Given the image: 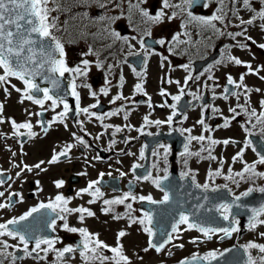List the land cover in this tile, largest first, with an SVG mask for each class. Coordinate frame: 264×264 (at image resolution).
I'll return each mask as SVG.
<instances>
[{
  "label": "flooded vegetation",
  "instance_id": "af4514ba",
  "mask_svg": "<svg viewBox=\"0 0 264 264\" xmlns=\"http://www.w3.org/2000/svg\"><path fill=\"white\" fill-rule=\"evenodd\" d=\"M63 11L53 12L54 16H59V24L61 31L57 32V35L64 42L66 60L68 65L76 66L82 59H88L91 61L90 71L87 77L76 78L77 91L80 94V108L89 107L96 104L97 107L90 108L89 111L96 113V116H102L103 120H98L96 116L89 118L87 114L79 112L77 109L76 99L71 95V89L69 87V81L73 79L69 74H65L64 78L60 81L66 82V94L67 103L74 110H71L64 120V123L59 122L52 123L51 127H48L52 122L53 117L58 112L63 111V105L61 104L55 110V116L51 114L50 101L45 103V110L37 107L32 113V106H25L24 104L19 106V113L22 116L29 118L34 115L35 127L32 130L36 133L35 137L29 138L26 133L27 130L21 129L20 132L24 135L15 136L10 119H14L17 123L24 122V118H21L17 114V110L6 111L4 109V123H0V143H7V146H0V170L3 171V176L0 177L6 182L3 186H0V191H5V197H0V203L7 202V196L9 192H19L23 196V202H16L12 207L8 209H0V223L7 221L8 219L19 217L27 212L31 207L38 205L40 202H48L49 199H54L57 194H63L66 198L70 199L68 207L76 208L80 206L88 207L95 212L94 217H86L83 223L78 220L79 214H72L68 217V222L71 226L77 228L86 227L92 233H98L99 239L104 241L110 246L116 245L117 233L124 230L128 233L125 237L121 238V242L124 246L125 254L130 258L131 264L142 263L143 245L148 247L149 236L142 237L143 226L139 224L129 225L128 212L129 210L125 205H113V212L104 214L102 208L106 207L103 204L105 199H113L121 197L125 192H131L133 195L148 196L151 195L156 201L163 198L164 193L167 192L164 187H167V183H163L160 187H157L152 180H144L142 177L151 173L153 179L159 177L163 180L165 176L164 169H167V176L170 182V186L177 191L186 192L189 190L187 186L182 184L183 181H188L192 184L203 185L208 183L209 189L216 187L217 185L227 184L228 194L234 198L241 193L247 191L249 188L264 187V178L254 177L252 179L240 180L239 177H234V180L239 181L237 184L233 180H225L224 176L228 175V169L231 168L232 172H240L243 170V162H233V157L244 148L246 139H250L251 136L255 137L256 144L253 145L258 150H264V132L261 128L264 125L257 123L255 117L251 118V123H247L249 117L245 114H241L235 120H233L229 127H222L224 123L223 117H231L232 113L228 111L229 107H235L237 103L243 105L245 102V95L243 89L237 91L241 92V97L237 101L235 96H230L225 100L222 98L224 87H229L232 90H236L233 86L227 85V75H232L234 79L239 81V76L242 73L247 72V69L243 66H237L229 63L226 59L228 54L240 58L242 61L248 62L252 67L259 68L264 66V49L259 48L257 45L264 43V31L259 27L260 21H257L253 26L247 27V35L251 36L257 43L252 44L251 41H245L244 37H237L233 40L228 36L214 35L211 31H206L203 35L195 34V29L191 26L189 31L193 32V40L199 41L195 46L180 44L176 47L175 54L168 51L170 45L161 46L155 41L164 38L167 41L172 40V36L176 33H182L184 30L181 28L182 18H177L172 21L165 19L161 24H149L142 23L139 13L135 10L129 13L128 0H124L121 9H115L110 11L109 15H121L123 17L117 20L111 25L113 29L118 31L121 36L127 37V43L123 41L113 42L110 39L101 40L95 35L97 27L93 26L89 20L81 19V15L87 12L91 17H98L103 14L97 4L93 3L91 7H84L79 5V0H60ZM132 3H136L137 0H131ZM180 0H172L173 4H178ZM228 3V0H226ZM79 5V6H78ZM52 6V5H51ZM231 6V5H229ZM140 7L147 9L150 14H155L162 7V0H146ZM218 4L213 2L207 9L200 5L195 6L192 11L195 15L210 16L216 11ZM254 7L259 9L258 0H254ZM236 8L239 9V15L244 19H248L251 13L243 9L242 4H237ZM174 9H167L166 11L171 14ZM232 21L231 27L227 28V31L236 32L241 28L235 27L238 20L234 16L230 15ZM88 24V28L85 29L84 25ZM218 27L223 29V25L218 24ZM145 29H150L152 35L144 36L145 48H141L138 43L139 39L143 35ZM82 32L84 35H82ZM136 37V39H133ZM181 39H188L186 36H181ZM237 41L245 42L249 45L248 49H241L236 47ZM129 44L132 45L129 48ZM111 45V47H107ZM89 47H92L99 53V60L103 61V67L98 68L96 66L97 56L88 55L84 56L83 53L88 52ZM147 50V51H146ZM129 53H138V55H130ZM145 56L147 57L146 69H145ZM162 57L168 59L164 61V66L161 67ZM127 60V63L123 61ZM217 60H221V64H216ZM188 64L190 66L189 71H185L180 65ZM109 65L113 67L109 69ZM211 67V71L208 69ZM133 68L138 72L144 73L143 78L138 77L133 72ZM204 73L203 75H200ZM191 74L194 78L199 76L198 80L193 79L187 82L185 85V78ZM123 75V86L121 87L120 76ZM213 76V80H208V76ZM260 76H264V71L260 72ZM107 81L110 83L106 84ZM180 81V84L168 83V80ZM143 82L144 92H137L135 85ZM244 83L250 88H259L260 92H252L248 94L250 98L251 108H255L257 114L261 111L259 102L264 100V80H261L257 75H246ZM89 85L84 87L83 85ZM206 85V86H205ZM107 87L108 95H104L100 89ZM184 88V95L179 102H174L171 97L180 94V88ZM165 89L169 95L161 96L160 90ZM90 91L97 93L95 97L90 95ZM194 94L199 96L200 99H194ZM42 95V94H41ZM117 95H122L126 99L116 100L114 103L113 98ZM151 97V107H149L148 98ZM15 98L17 100H15ZM20 97H14L12 102H19ZM27 101V100H26ZM168 105L177 103L176 112L177 115L173 117L171 125L164 123L156 125L154 123L145 124L144 117L148 116L150 121H166L168 116L172 114L173 109L171 107L160 105ZM30 102V101H29ZM25 108L24 110H22ZM123 109L117 115H108L115 112L117 109ZM213 108L220 109V112H213ZM27 110V111H25ZM240 111V109H237ZM38 111H45L43 116V124L48 128L45 134L43 127L40 125L39 116L36 115ZM125 112L129 113L128 119H124ZM31 113L32 115H29ZM187 116V119L184 117ZM18 118V119H17ZM201 118L205 120V123L211 129L210 132L204 131L202 125L197 123ZM78 122H83V131ZM67 125L65 127L64 125ZM105 125L111 127L105 128ZM251 130L252 135H249L244 131V127ZM252 125H256L254 128ZM130 126V127H128ZM122 129L120 132H116V128ZM141 129V131H137ZM183 129H191V133L182 132ZM82 136L87 142L89 147H85L76 142L75 137ZM211 136L216 140L230 139L235 143H230L227 146L223 144L216 145L212 151V155L216 156V160L201 159L197 156L188 157L187 165H185V156L182 153L185 152V145L188 146V151L199 152L202 143L192 140L189 142L188 137ZM99 136V139L96 137ZM39 138L42 145L35 151L39 155L36 158L30 159L25 148L26 144L31 142L34 138ZM114 141V143H113ZM36 144V143H35ZM74 144L69 153V157H61L60 161L56 164H48L47 161L51 159L53 152H59L65 145ZM207 145V140L203 142ZM21 145L23 147L21 148ZM164 145L165 147H160ZM146 146V147H145ZM144 148V157L141 158V149ZM165 148L167 149V157L165 159ZM11 149V151H9ZM27 151V152H26ZM16 155L13 156L12 153ZM154 153H158L155 155ZM99 155L101 159H93ZM207 152H202L201 156L206 157ZM256 154L247 148L244 151L243 160L252 163L257 160ZM223 160V168L221 169L222 175L209 179V171H216L221 168L220 161ZM40 161H45L42 167L46 168V172H39L34 169L33 172H23L20 178L16 177V172L19 168L13 167V164H19L21 167L23 164L34 165ZM134 165H141V167L133 170ZM257 171H264V165H257ZM87 173V175H80V173ZM105 173L102 181L103 186L100 184L97 187L100 188L103 196L97 200L95 204H88V200L91 197L87 194L77 196V193L86 188L89 181L97 180L99 174ZM190 172L195 174V183L193 182L192 175L182 176V173ZM38 173V174H37ZM111 173V175H107ZM124 173V175H121ZM11 177V179H8ZM49 177V183L46 179ZM141 177V179H137ZM112 179V180H111ZM39 180V188L37 189L35 181ZM63 180L64 185L62 188L55 187V181ZM44 181V182H43ZM9 185L11 187L9 188ZM223 188V187H221ZM51 189V190H47ZM163 189V191L161 190ZM231 189V192L228 191ZM7 190V191H6ZM259 191H254L253 194H260ZM264 195V193H262ZM39 196V199L35 197ZM35 199V200H34ZM14 200H19V197H15ZM34 200V202L28 206L27 201ZM146 201V200H145ZM144 201L131 200L125 202L131 203L135 212H131L133 217H142L145 210L140 206ZM261 199L257 196L252 197L241 202H237L241 207H233V212H237L239 215H233L238 220L239 228L244 229L240 234L239 232L233 233L231 238L220 239L219 235H213V238L218 242H226L221 246L219 250L224 247L233 244L244 245L249 241H257L261 239L259 232H264V225L257 227L255 231H250L247 219V214L250 209L259 204ZM25 203V207L22 212L14 213V210L21 204ZM227 203V202H223ZM136 204V207L134 206ZM264 204V201L262 202ZM120 214L122 219H113V216ZM58 228L56 233H51L49 230L46 235H59L63 241V244H58L57 247L72 244L75 245L79 242L80 236L78 233H68L62 230L59 225L62 223L58 221ZM228 224L230 222L228 221ZM231 224L229 225V227ZM180 227V226H179ZM187 227H180L179 233H173V236L186 235L189 230H185ZM132 230L134 235H132ZM194 230V229H193ZM196 231V230H195ZM198 232V231H197ZM196 236L194 238H197ZM9 237H0V240H7ZM179 238V239H180ZM200 238V237H199ZM179 239H173L171 243L166 244L163 253L167 248L169 250L177 249L180 247H174L179 245L181 241ZM201 241H208L204 237L200 238ZM144 242V243H143ZM18 243V241H17ZM16 243V244H17ZM261 243H264L262 240ZM127 245V246H126ZM13 253L23 255L22 252H17L15 248L11 249ZM149 252L158 254L154 249H149ZM206 252L195 253L203 256ZM107 255H111L110 252H105ZM252 254L258 255V251L253 249ZM165 257H170L169 253H164ZM192 255H182L178 260L171 264L177 263ZM55 259L54 254L49 256V260L34 261L31 258H25L23 260H17L16 263L23 261V264H51V261ZM7 264H9V261ZM6 264V263H5ZM69 264H82L81 258L76 254L75 258L69 261Z\"/></svg>",
  "mask_w": 264,
  "mask_h": 264
},
{
  "label": "snow or ice",
  "instance_id": "6c2138e0",
  "mask_svg": "<svg viewBox=\"0 0 264 264\" xmlns=\"http://www.w3.org/2000/svg\"><path fill=\"white\" fill-rule=\"evenodd\" d=\"M124 0H79V5L84 7H91L93 3L97 4L98 7L103 10V14L98 17H91L87 12L82 13L81 19L89 20L93 26L97 27V32L95 35L97 38L101 40L110 39L113 42L115 41H123L127 43V37L121 36V34L111 27L117 20L123 17V13L121 15H109L110 11L115 9H121ZM146 2V0H137L136 3H132L131 0H128L129 3V13L133 10L139 13L142 23L149 24H161L164 23L165 19L169 22L182 18L181 28L184 30L182 33H176L172 36L171 41H167L164 38H161L155 43L165 46L170 45L168 47V51L175 54L176 47L180 44L185 45H197L199 41L193 40V32L189 31V27L191 26L195 29V34L203 35L206 31H211L214 35L218 36H228L233 40H236L237 37H244L245 41H251L252 44H256L257 42L253 40L251 36L247 35L248 28L242 26H253L257 21H260L259 27L262 31H264V0H258L259 9L254 7V0H180L178 4H173L172 0H162V7L159 11H157L154 15L150 14L147 9L140 7L141 4ZM213 2L218 4L216 11H214L210 16L203 15H195L192 9L200 5L201 7L207 9ZM242 4V7L247 12L251 13L248 19H244L243 16L239 15V9L236 8L237 4ZM50 5H52L50 7ZM78 5V6H79ZM231 5V6H229ZM174 9L171 14H169L166 10ZM63 8L61 6L60 0H0V88L3 89V92L6 97L11 95V91L15 90L20 94V103H24L26 100L31 101L33 104L40 106L42 110L45 109V103L50 101V108L55 111L60 105H63V111L58 112L55 117H53L52 122L49 123L48 127H51L52 123L59 122L61 124L64 123L65 118L68 113L71 111V108L67 101L63 99V97L54 92L52 89L48 87H41L39 83H37V79L50 82L53 85V88H58L60 85V79L65 77V74H69L71 79L69 81V87L71 89V95L75 97L77 109L79 112L87 114L89 118L92 116H96V113H92L89 111L90 108L97 107L96 104L90 105L89 107L80 108V94L77 91V84L75 82L76 78L87 77L88 72L90 71L91 61L88 59H82L80 63L76 66H69L66 60V53L64 42L57 35V32L61 31L59 24V16H53V12H61ZM230 15L234 16L238 23L235 25L237 28H241L240 31L231 32L226 29L233 26L232 21L230 19ZM223 25V29L218 27L217 25ZM88 24L84 25V28H88ZM82 35L84 33L82 32ZM151 30L145 29L143 35L139 39L138 43L141 48H145V40L144 36H151ZM181 36H186L188 39H181ZM136 39V37H133ZM129 48L132 47L131 44L128 45ZM236 47L241 49H248L249 45L245 42L237 41ZM259 48L264 49V43H260L257 45ZM107 47H111L108 45ZM147 51V50H146ZM130 55H138V53H129ZM82 55H96L97 61L96 66L98 68L103 67V61L99 60V53L96 52L92 47H89L88 52L83 53ZM167 57H162L161 59V67L164 66V61H166ZM229 63H232L237 66H243L247 69V72L242 73L239 76V81L232 77V75H227V85L233 86L232 90L229 87H224L223 93L221 94L222 98L227 100L230 96H235L237 101H239L241 97V92L237 91L239 89H243V94L245 95V102L243 105L237 103L235 107H229L228 111L232 113L231 117H223L224 123L222 127L227 128L230 126L231 122L235 120L242 113L249 117L247 123H251V118L255 117L257 123L264 125V100L259 102L261 111L257 114L255 108H251L250 106V98L248 94L252 92H260L259 88H250L245 83L246 75H257L261 80H264V76H260V72L264 71V66L259 68H253L252 65L248 62L242 61L240 58L228 54L226 57ZM127 63V60L123 61ZM147 57L145 56V69H146ZM221 60H217L216 64H221ZM109 69L113 66L109 65ZM185 71L190 70V66L188 64L180 65ZM211 71V67L208 69ZM133 72L138 77L143 78L144 73L136 71L133 68ZM201 73L200 75H203ZM15 78L19 82L23 84V88L17 87L15 84H12L11 80ZM200 77H193L189 74L185 78V85L189 80L196 79L198 80ZM208 80H213V76L209 75ZM121 87L123 86V75L120 76ZM168 83H176L180 84V81H172L168 80ZM110 83L107 81L106 84ZM84 87H89V85L85 84ZM206 86V85H205ZM135 90L137 92H144L143 82L137 83L135 85ZM100 91L104 95H108V88H101ZM42 94V95H41ZM147 95L146 92H144ZM184 88H180V94L172 96L171 99L174 102H179L181 97L184 95ZM90 95L95 97L97 95L96 92L90 91ZM161 96H167L169 93L165 89L160 90ZM126 99L122 95H117L113 98V103L116 100ZM194 99H200L199 96L194 94ZM149 107H151V97L148 98ZM161 107H171L173 112L168 116L166 121H150L148 116L144 117L145 124L154 123L156 125H161L167 123L169 125L173 122V117L177 115L176 108L177 103H172L171 105L165 104L160 105ZM237 109H240L238 111ZM27 111V110H25ZM123 109H117L115 112L109 113L108 115H117ZM213 112H220V109L213 108ZM29 115H32L29 113ZM36 115H42V113H36ZM129 113L125 112L124 119H128ZM98 120H103L102 116H96ZM187 119V116L184 117ZM4 103L0 102V123H4ZM13 133L15 136L24 135L21 133V129H26V135L29 138L35 137L36 133L32 131L33 125L31 121H24L21 123H17L16 120L10 119ZM81 130L83 131V122H78ZM200 125L203 126L204 131L210 132L211 129L205 123V120L201 118L197 121ZM67 127V125H64ZM244 127V125H241ZM256 125H252L254 128ZM111 127L110 125H105V128ZM130 127V126H128ZM45 134L48 131V128L43 129ZM122 131L121 128L117 127L116 132ZM137 131H141V129H137ZM182 132L186 131L191 133V129H183ZM244 131L249 135H252L251 130L247 127H244ZM261 131L264 132V127L261 128ZM75 137V140L78 144L83 145L85 147H89L87 142L84 140L82 136H76L75 133L72 134ZM99 139V136L96 137ZM189 142L192 140L198 141L202 143V147L199 152H190L188 151L187 144L185 145V152L182 153L185 158V165H187V158L191 156H197L201 159H209L216 160L217 157L212 155V151L216 145L223 144L224 146L229 145L230 143H235V141L230 139L224 140H216L211 136H189ZM207 140V145H204L203 142ZM114 143V141H113ZM74 144L65 145L59 152H53V155L50 160L47 161L48 164H56L60 161L61 157H69V153L72 148L75 147ZM23 145H21V148ZM146 147V146H145ZM160 147H165L164 145H160ZM247 148H251V150L258 157L252 163H248L243 160L244 151ZM11 151V149H9ZM207 152L206 157H202L201 153ZM158 155V153H154ZM13 156L16 155L15 152L12 153ZM141 158L144 157V148L141 149ZM165 159L167 157V149L165 148ZM93 159L99 160L101 157L97 155ZM233 162L240 161L243 162L244 167L240 172H232V169H228V175L224 176L225 180H233L237 184L239 181L234 180V177H239L240 180L252 179L254 177L264 178V171H257V165H264V150H258L254 145L251 139H246L244 148L241 149L233 158ZM45 161H40L34 165L28 164H13V167L19 168L20 170L16 172V177L20 178L23 172H33L34 169L39 170V172H46L47 169L42 167ZM224 161H220L221 168L216 171H209V179H212L216 176L222 175L221 169L223 168ZM141 167V165H134L133 170ZM165 176L163 180H167V169H164ZM38 174V173H37ZM192 175L193 182L195 183V174L190 172L182 173V176ZM80 175H87V173H80ZM105 173L101 172L99 174V178L97 180L89 181L86 188L81 189L77 196H82L83 194H87L91 197L88 200V204H95L98 199L103 196L100 188L97 187L104 177ZM107 175H111V173H107ZM124 175V173H121ZM3 176V171L0 170V177ZM11 179V177H8ZM137 179H141V177H137ZM144 180H152L157 187H160L162 180L157 177L153 179L151 177V173H148L144 177ZM6 181L0 178V186ZM56 188H62L64 185L63 180H57L54 182ZM35 184L37 185V189L42 191L39 188L40 181L36 180ZM197 188H203L204 191H208L210 185L205 183L203 185L195 184ZM11 185H9V188ZM221 187L227 189V184L225 185H217L213 187L211 190L213 192L218 191ZM163 191V189H161ZM7 191V190H6ZM231 192V189H228ZM254 191H259L264 193V187L259 188H249L247 191L241 193L239 196H234L232 203H221L217 206V211H219L222 219L224 221H229L230 227H207L202 223H197L195 221L190 222V217L188 214H185L183 211L178 213V220H175L171 224V231H163L161 235L165 237L162 242L154 243L152 237L156 235V232L153 230L154 225V215L151 211H145L143 216L133 217L131 215L132 204L127 203L126 201L129 199L135 201H148L150 204H165L170 200V196L168 192L164 193L163 199L160 201H156L152 198L151 195L148 196H135L130 191L125 192L123 196L116 197L111 200L105 199L103 200V204L106 206L102 208V212L104 214H108L113 212V205H125V207L129 210L128 212V220L129 225L139 224L143 226V231L148 234V247L144 249L145 252L149 251V249H154L157 253H160L164 250L165 245L171 243V241L175 239H179L180 237L173 236V233L180 232V225H187V230H196L202 233L203 237L206 240H211L213 235L217 233H223L220 236V239L223 240L225 238H231L233 233L239 232V221L233 217L232 208L233 207H241L240 204L236 203L241 200L242 197H247L251 195ZM0 197H5V191H0ZM15 197H19V200H14ZM207 200V196L204 197ZM16 202H23V196L19 192H9L7 196L6 203H0V209H8L13 206ZM70 203V199L66 198L63 194H57L54 199H49L48 202H40L38 205L31 207L27 212L19 217H14L8 219L5 222L0 223V237H10L12 240L18 241L17 244H9L7 240H0V264H4L5 260H10V264H16L17 260H23L25 258H31L34 261H45L49 260V256L54 254L55 259L51 261V264H69V261L74 259L76 254L81 258L82 264H131L130 258L125 254L124 246L121 242V238L128 235V233L124 230H121L117 233L116 237V245L110 246L104 241L99 239L98 233L90 232L86 227L77 228L75 226H71L68 222V217L72 214H79L78 220L80 223H83L86 217H94L95 212H93L90 208L80 206L76 208L68 207ZM198 207H203V205H199ZM252 215L249 217L248 227L250 231H255L258 226L264 225V204H261L259 207H254L251 210ZM34 214L40 215V225L37 226L31 223H25L30 220V218L34 217ZM120 214H116L113 216V219L119 220L122 219ZM175 219V218H174ZM58 221L62 223L59 227L68 232V233H78L80 236V240L77 244L72 245H64L62 247H57L58 244H63V241L59 235H46L43 234L44 229L49 230L51 233H56L58 228ZM261 238H264V232L258 233ZM193 244H198L203 241L200 240L199 237L193 238L191 241ZM183 244L174 245V247L183 248ZM235 247V246H234ZM240 248L244 251L245 258L242 262L240 261H232L228 262V264H264V243H258L256 241H249L244 245H240ZM9 248H15L17 252H22L23 255H17L16 253L7 251ZM255 249L258 251V255H253L252 250ZM110 252L111 255L105 254V252ZM233 249H225L220 251L219 249L211 250L205 253L203 256L199 254H193L191 259H184L180 261V264H198L199 261H207V264H212L213 261L219 262L221 257H224L226 253L232 252ZM169 254H171L169 252Z\"/></svg>",
  "mask_w": 264,
  "mask_h": 264
},
{
  "label": "water",
  "instance_id": "95a60500",
  "mask_svg": "<svg viewBox=\"0 0 264 264\" xmlns=\"http://www.w3.org/2000/svg\"><path fill=\"white\" fill-rule=\"evenodd\" d=\"M37 83H39L41 87H48L49 89H52L54 92L59 93L63 97V99L67 101L68 97H66L67 94H66V82L65 81H62V82L60 81L59 87L55 89L53 88V85L50 82H44V81L37 79ZM70 108L71 110H74L71 102H70ZM44 112L45 111H38V113H42V115H38V116L40 120V125L43 127V129L46 126L43 124ZM250 139L254 142V144H256L255 137L251 136ZM168 180L169 178L167 180H162V183H161V184L167 183L168 188L167 187H164V188L165 190H167L170 196V200L168 203L150 204L148 201H144L140 204V206L145 211H151L154 215L153 230L154 232H156V235L152 237L154 243L162 242V240L165 238L161 235L163 231L165 230L169 232L171 231V224L175 222V220H178V213L180 211H183L185 214L189 215L190 222L195 221L197 223H202L204 226H207V227H229L230 224H228V221H224L219 211H217V206L219 204L223 202H227V203L233 202L234 198L228 194L226 189L220 188L218 191H215V192H213L211 189H209L208 191H204L203 188H197L194 184L188 181H183L182 184L184 185L186 184L185 186H187L189 190H186V192H180L172 188V186H170L171 183L167 182ZM103 184H104L103 181H101L100 185L103 186ZM205 196H207L208 198L207 200L204 199ZM255 196L261 199V202L255 205L254 207H259L264 201V195L262 193L260 194L252 193L251 195L247 197H242L241 200L238 202L247 200L249 198L251 199L252 197H255ZM199 205H203V207H198ZM232 213L233 215H236V216L239 215L237 212H233V208H232ZM40 215L41 214H34V217L30 218V220L25 223H31L37 226H41L39 223ZM251 215L252 213L250 211L247 214V219L244 221L245 223L248 222L249 217ZM243 231L244 229H241L239 233L241 234ZM47 232L48 230L44 229L43 234H47ZM225 249H233V251L226 253L224 257L220 258L219 262L213 261L212 264H228V262H232V261L242 262L243 259L245 258L243 249L240 248L239 245L237 244L230 245L226 247ZM191 258L192 256L188 257L187 259H191ZM175 264H180V261ZM198 264H207V261H199Z\"/></svg>",
  "mask_w": 264,
  "mask_h": 264
},
{
  "label": "rangeland",
  "instance_id": "374dc122",
  "mask_svg": "<svg viewBox=\"0 0 264 264\" xmlns=\"http://www.w3.org/2000/svg\"><path fill=\"white\" fill-rule=\"evenodd\" d=\"M51 7V5H50ZM54 13H52L53 15ZM54 16V15H53ZM12 84H15L17 87H20V88H23V84L21 82H19L18 80H16L15 78H12L11 80ZM11 91V95L6 97L4 92H3V89L0 88V102L4 103V109L6 111H12L13 109L17 110V114L20 116V120H22L21 118H24V120H27V121H31L33 127H35V118H34V115H32L31 117L27 118L22 116V113H19V106L24 104L26 107L27 106H32V110L30 109V111H32V113H34L35 109L37 107H39L38 105H35L33 104L31 101H25L24 103H20V102H12V99L14 97H20V94L17 93L15 90H12L10 89ZM15 100H17L15 98ZM25 108H23L22 110H24ZM51 114L55 116V111H51ZM18 119V118H17ZM25 130V129H24ZM32 131H35V130H32ZM35 133H38V132H35ZM36 143V144H35ZM42 145L40 139L37 137V138H34L31 142L27 143L25 148L27 149V151H30L28 154V157L30 159L32 158H36L39 155V152L37 153L35 151V149L37 150L40 146ZM0 146H7V143H4V144H1L0 143ZM26 151V152H27ZM46 181H48L49 183V177L46 179ZM44 182V181H43ZM47 190H51V189H47ZM35 199H39V196L35 197ZM34 199V200H35ZM34 200H30V201H27L26 204L28 206H30ZM25 203L21 204L18 208H16L14 210V213H18V212H22L23 208H20V207H25L26 205ZM134 206L136 207V204H134ZM133 209V208H132ZM136 210L133 209L132 212H135ZM182 226H185L187 227V225H180V227ZM262 231H264L262 229ZM132 235H134V231L132 230ZM142 237H143V240L145 237H147V233H145L144 231H142ZM195 236H199V237H202V233L200 232H197L195 230H189V233L186 234V235H182L181 238L179 239V242L180 244H183V248H177V249H172V250H169V248H167L165 250L164 253H171L170 254V257H165L164 256V253L163 251L158 253V254H154L153 252H145L144 249H145V246L143 245V252H142V263L141 264H171L173 263L174 261L178 260L182 255H192V254H195V253H202V252H209L211 250H215V249H219L221 246L225 245L226 242H218L216 241L214 238H212L211 240H208V241H205V242H201V243H198V244H193L191 243L190 241L195 237ZM262 240H264V238H261L259 240H257L256 242L258 243H261ZM7 242L9 244H13L15 245L17 243V241L15 240H12L10 237L7 239ZM144 243V242H143ZM127 246V245H126ZM12 248H9L7 251L11 252ZM9 261V264H10V260ZM7 264V261L5 260L4 261V264ZM24 262L21 261L19 263H16V264H23Z\"/></svg>",
  "mask_w": 264,
  "mask_h": 264
}]
</instances>
